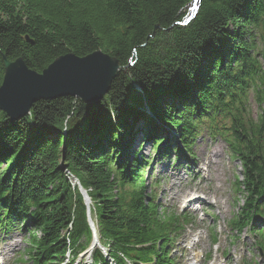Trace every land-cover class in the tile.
Masks as SVG:
<instances>
[{"label": "trees", "instance_id": "16d2710c", "mask_svg": "<svg viewBox=\"0 0 264 264\" xmlns=\"http://www.w3.org/2000/svg\"><path fill=\"white\" fill-rule=\"evenodd\" d=\"M190 1L0 0V85L3 55L42 72L61 55L102 50L124 69L92 105L73 97L40 100L15 121L0 109V227L13 218L34 226L26 255L35 263L57 264L69 244L77 253L91 238L83 199L64 177L68 168L90 190L101 239L118 264H173L156 243L183 223L142 203L143 145L117 162L120 144L129 147L154 126L177 132L185 149L202 122L211 134L230 136L243 166L235 183L243 203L232 227L242 230L254 211L264 213V0H201L196 16L178 24ZM250 93L256 117L246 106ZM72 119L77 127L63 129ZM257 244L264 252L263 236ZM96 261L110 264L100 252Z\"/></svg>", "mask_w": 264, "mask_h": 264}, {"label": "rangeland", "instance_id": "374dc122", "mask_svg": "<svg viewBox=\"0 0 264 264\" xmlns=\"http://www.w3.org/2000/svg\"><path fill=\"white\" fill-rule=\"evenodd\" d=\"M261 60L264 71V59L261 58ZM247 105L252 110L253 115H257L258 107L254 100L253 93L249 94L248 102H246V106ZM77 124V120H69L67 124L64 125L63 129L76 128ZM160 128L164 127L161 125L156 127V129ZM164 130L167 131V127L164 128ZM141 132L143 133L137 136L134 145L137 146L138 144H142L144 146L140 154L143 155L144 160H147L148 165H150L146 172L147 176L149 173L148 178L150 182L154 179H160L155 185V193L157 196L149 193L151 184L147 181L148 186L143 195L144 203L150 202L151 206H153L151 199L155 201L159 200L162 205L165 204L160 208L161 213H164V208L166 210L168 208L170 212L178 215V209L176 207L181 209L182 200L186 196H190V192L197 190L204 193L201 195L202 198L200 202L193 206V210L190 208L184 209L192 216H198V221L187 226L185 230L181 229V231L177 233V236L173 235L171 237L169 242L172 254L178 257V263L207 264L204 258L209 255L211 257L209 264H260V252L254 244L255 238L253 230L246 229L244 231L242 230L243 232H237L233 231L230 226L234 213L239 210L238 204L241 205L243 203V194H237L235 191V183L243 178L239 160L236 157H231L230 151L222 137L214 135L216 137L213 138V135L208 133L206 125L203 124L201 125L200 133L195 136L196 140L192 146V155L182 158L181 156L185 153L184 147L180 148L181 150L177 153L175 145L171 150L165 151L167 154L163 157V152L158 153L154 147H151L153 141L146 143L148 140L147 134L149 133H146L145 130ZM122 144L119 145L118 150L121 151V154H119L120 157L118 158L122 159L120 161L126 162V151H128L129 147ZM212 149H214L218 155L214 164L209 165L207 157L208 152ZM149 158L153 161L149 162ZM177 158L180 159L177 160ZM194 162L200 165L199 168L204 172L202 176L197 175V172L199 174L202 172L198 171V167L196 166V170L191 171ZM13 164H17V161H13ZM10 165L8 164V166ZM188 165H191V168H189ZM179 166H182L181 174L184 181L181 185H178L176 182L173 190L170 191L172 185L170 178L174 174L173 170ZM209 175L218 180L210 181L208 179ZM64 177L69 179L66 172L64 173ZM73 183L76 184L78 188L82 186L80 182H78V184L75 182ZM167 190H169V192H166ZM173 191H178L180 194L176 197V200L171 201L170 195L173 194ZM93 203L95 202L93 201ZM201 207L207 208L210 214L202 215L201 211H199ZM181 210H183V208ZM170 212L168 213L171 214ZM92 214L96 220V213L93 212ZM244 214H246V212ZM258 217L264 222V215H259ZM71 222L74 223L72 217ZM33 227L34 226H32V228ZM210 227H214L215 229L212 233ZM255 228L261 233H264V223L258 224L255 222ZM62 233L64 234L65 231ZM212 234L218 238L217 245H213L211 241ZM38 235H40V232ZM195 244L197 245L195 246ZM27 246L28 240L26 243L24 234L20 230L0 231V258L3 260V264H32L29 260H26V262L17 261L18 258L21 257L23 249H26ZM225 254H227L226 257H224ZM80 257L81 259L79 260H83L80 264H85L87 261H90V257L85 253ZM184 257H187V259H184Z\"/></svg>", "mask_w": 264, "mask_h": 264}, {"label": "water", "instance_id": "95a60500", "mask_svg": "<svg viewBox=\"0 0 264 264\" xmlns=\"http://www.w3.org/2000/svg\"><path fill=\"white\" fill-rule=\"evenodd\" d=\"M3 61L0 109L12 121L26 116L40 100L69 96L92 105L105 96L122 70L119 60L102 50L86 56L61 55L42 72L30 69L22 57L10 61L3 55Z\"/></svg>", "mask_w": 264, "mask_h": 264}, {"label": "bare ground", "instance_id": "6f19581e", "mask_svg": "<svg viewBox=\"0 0 264 264\" xmlns=\"http://www.w3.org/2000/svg\"><path fill=\"white\" fill-rule=\"evenodd\" d=\"M200 6H201V0H191L190 1V3L188 4V6H187V12H186V14H185V19L182 21V22H177L178 24H187L189 21H191L195 16H196V14H197V12L199 11V9H200ZM94 52V51H93ZM105 53V52H104ZM130 60H132L133 61V58H130ZM261 63V69H263V64H262V62H260ZM113 82V81H112ZM111 85H112V83L110 84V87H107L106 89L108 90L107 92H106V94H105V96L109 93V91H110V89H111ZM104 96V97H105ZM103 97V98H104ZM102 98V99H103ZM101 99V100H102ZM255 100V99H254ZM100 101V100H99ZM225 124H226V126H225V124L223 125V126H225V127H227V129H230L229 127H230V122L229 121H225L224 122ZM203 124H205L206 125V127H207V131H208V133H209V128H208V123L207 122H202V124L201 125H203ZM163 127L164 128H166L167 127V125H163ZM164 128H160V129H156V126H154V128L152 129V134L151 135H149V134H147V137H148V140L146 141V143H148L149 141H153V147L155 148V150H157L158 151V153H160V152H163L164 150L165 151H168V150H171V148H173V146H175L176 145V149L175 150H177V153H178V150L180 149V148H183V146H182V144L180 145V146H178V144L176 143V141H175V138H177V132H175L174 134H170L169 132H168V130L167 131H165L164 130ZM200 130H201V126H200ZM200 130H199V132L198 133H200ZM143 133V132H142ZM141 134V133H140ZM140 134H138L137 136H139ZM137 136H136V140H137ZM166 136V137H165ZM167 138H169V139H167ZM157 139H163L164 141H163V143H155V140H157ZM136 140L135 141H132L131 142V144H130V146H129V148L128 149H131V150H134L133 148H135L136 146L134 145V143L136 142ZM140 145V144H139ZM138 146V145H137ZM165 147H167V148H165ZM181 150V149H180ZM142 153V152H141ZM143 154V153H142ZM217 155H218V153L214 150V149H212L210 152H208V157H207V159H208V164L209 165H213L214 164V162L216 161V157H217ZM138 159H142V160H144V158H143V155H141L140 154V152H139V157H138ZM119 160H122V159H119ZM117 161L118 163L119 162H121V161ZM145 162H146V164H144V167H145V171L147 172L148 171V169H149V167H150V165H148V161L147 160H144ZM239 162H240V165H241V167H243L242 166V163H241V161L239 160ZM116 166V165H115ZM198 167V170L199 171H201L202 172V170L199 168L200 167V165L199 164H193V167ZM181 168H182V166H179V167H176L175 168V170H174V174L171 176V182H172V185H171V188H170V191H172L173 190V188H174V186H175V183L176 182H178V183H181V182H183L184 181V179H183V177L181 176ZM114 169H120V166H116V167H114ZM152 170V169H151ZM150 170V171H151ZM66 172V174L69 176V179H67L70 183H71V185H72V187L73 188H75L76 187V190H78V191H76V192H79V194L81 195L80 197H82V199H83V203L85 204V206H87V205H90V206H92L94 203H93V199L91 198V196H90V194H89V192H90V190L89 189H87L86 187H84L83 185H82V183H81V181L79 180V178L73 173V171L71 170V169H68V168H65V170H64V173ZM201 174V176L204 174V172H202V173H200ZM208 179L210 180V181H212V180H218L217 178H212L210 175L208 176ZM73 182H75V183H77L78 184V182H80V184L82 185V186H80L81 188H78V186H76V184H74ZM69 183V184H70ZM179 194V192H176L173 196H172V200H175L176 199V197H177V195ZM143 193H140L139 194V197L141 198V200H142V203H143ZM191 201V200H190ZM189 201V202H190ZM198 200L197 199H194L193 200V202H197ZM145 204V203H144ZM189 207L190 208H192L193 207V205H192V203H190L189 204ZM155 218V217H154ZM7 222L8 221H5V222H2L4 225H6L7 224ZM23 223L22 221H20V220H17V219H15V218H13V220L12 221H9L8 222V224L10 225V228H11V230H15V229H17L21 224ZM149 223V222H148ZM151 223V222H150ZM20 224V225H19ZM72 227H73V222H70L69 223V225L67 226V228L65 229V233L63 234V236L66 238V239H69V237H70V234H71V231H72ZM154 226H152V230H150L151 231V237H153V238H158V234L157 233H153L154 232ZM153 231V232H152ZM69 247H70V244H69Z\"/></svg>", "mask_w": 264, "mask_h": 264}]
</instances>
